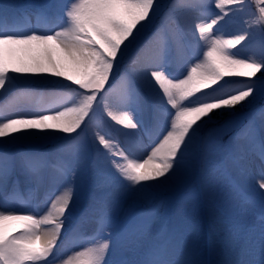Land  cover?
<instances>
[{"label":"snow or ice","instance_id":"snow-or-ice-1","mask_svg":"<svg viewBox=\"0 0 264 264\" xmlns=\"http://www.w3.org/2000/svg\"><path fill=\"white\" fill-rule=\"evenodd\" d=\"M215 176L264 264V0L0 2V264H192Z\"/></svg>","mask_w":264,"mask_h":264},{"label":"rangeland","instance_id":"rangeland-1","mask_svg":"<svg viewBox=\"0 0 264 264\" xmlns=\"http://www.w3.org/2000/svg\"><path fill=\"white\" fill-rule=\"evenodd\" d=\"M0 2H13V3H28V2H35V0H0ZM165 3H171L172 0H164ZM14 107L13 104H9L5 106V110H11ZM237 116L242 119V113L247 112L248 109L243 106H238L235 109ZM215 115V114H213ZM219 120L229 119V117H222L218 118ZM149 143V142H146ZM143 150V149H140ZM258 167L261 169V165L259 160H256ZM253 165L251 166V168ZM250 168V169H251ZM246 171L243 175H236L234 179L240 184L241 188L248 193L259 191L257 188V182L253 179L252 174L250 173L251 170ZM213 195L211 197L205 196L200 203V205L196 208L193 214V235H192V242L189 248V255L188 259L192 256V244L198 240L199 238L203 237V226L209 228V234L212 236V230L214 227H217L219 233L221 234V239L217 240L218 245V252L223 254V262L221 264H227V261L231 258L230 257V238L228 234V229L226 222L223 220L219 208L225 205L231 206H240L241 200L237 193L233 192L230 187L228 186L227 181L225 178L221 176H215L213 178ZM192 185L189 184V178L187 176H181L178 178L174 183L168 185L164 189L160 191V195L164 197H168L170 199H174L179 193L186 190L187 188L191 187ZM204 190H207L206 183L203 185ZM200 216V220H198ZM214 243V238H213ZM212 244V243H211ZM200 264V263H196Z\"/></svg>","mask_w":264,"mask_h":264},{"label":"bare ground","instance_id":"bare-ground-1","mask_svg":"<svg viewBox=\"0 0 264 264\" xmlns=\"http://www.w3.org/2000/svg\"><path fill=\"white\" fill-rule=\"evenodd\" d=\"M142 154L143 150H139L137 152V156H140ZM257 163L258 162H255L253 164V167L250 169V173L252 174L255 182H257L261 172V169L258 167ZM200 216L201 215H199L198 220H200ZM197 238L198 240L192 244V256L189 259L192 264H221L224 257L223 254H220L217 250V240L222 238L218 228L214 227L211 236L209 234V228L203 226V237L199 238V236H197Z\"/></svg>","mask_w":264,"mask_h":264}]
</instances>
